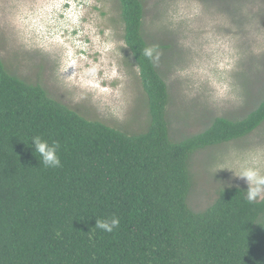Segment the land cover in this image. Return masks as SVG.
Wrapping results in <instances>:
<instances>
[{"label":"trees","instance_id":"1","mask_svg":"<svg viewBox=\"0 0 264 264\" xmlns=\"http://www.w3.org/2000/svg\"><path fill=\"white\" fill-rule=\"evenodd\" d=\"M119 1L149 101L142 134L85 119L0 59V264H264V199L233 188L202 213L187 203L191 158L262 126L264 98L242 120L173 141L163 48L147 39L144 0ZM36 137L58 144L59 167L44 164ZM113 218L112 232L97 227Z\"/></svg>","mask_w":264,"mask_h":264},{"label":"rangeland","instance_id":"2","mask_svg":"<svg viewBox=\"0 0 264 264\" xmlns=\"http://www.w3.org/2000/svg\"><path fill=\"white\" fill-rule=\"evenodd\" d=\"M144 3L147 39L163 48L158 70L169 89L173 141L202 133L216 118L242 120L258 107L264 0ZM70 26L81 30L72 39ZM124 37L119 0H0V59L11 74L89 121L137 135L149 128V101ZM247 168L264 174V124L194 154L191 210L206 211L223 189H249L238 176Z\"/></svg>","mask_w":264,"mask_h":264},{"label":"clouds","instance_id":"3","mask_svg":"<svg viewBox=\"0 0 264 264\" xmlns=\"http://www.w3.org/2000/svg\"><path fill=\"white\" fill-rule=\"evenodd\" d=\"M197 14L199 15V9H197ZM65 17V15H64ZM62 15V18H64ZM76 26H70L66 29L69 39L70 37H76L79 35L80 31ZM80 55L84 54V49L80 50ZM144 55L151 56V50H146ZM34 143L36 144L37 152L43 158V162L49 167H59L61 165L60 158L57 155L58 144H53L50 146L47 141H42L39 137L34 138ZM239 178L246 179L249 184V189L247 191V199L250 202H255L258 198H264V174H261L260 170L257 168H247L240 175ZM119 225V220L113 218L111 221H99L97 222V227L107 231L112 232L115 227Z\"/></svg>","mask_w":264,"mask_h":264}]
</instances>
